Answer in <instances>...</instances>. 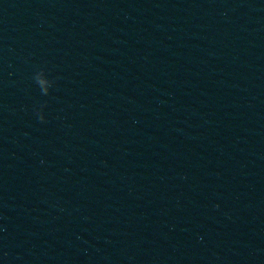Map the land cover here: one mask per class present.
<instances>
[{
    "label": "water",
    "instance_id": "obj_1",
    "mask_svg": "<svg viewBox=\"0 0 264 264\" xmlns=\"http://www.w3.org/2000/svg\"><path fill=\"white\" fill-rule=\"evenodd\" d=\"M0 264H264V0H0Z\"/></svg>",
    "mask_w": 264,
    "mask_h": 264
},
{
    "label": "clouds",
    "instance_id": "obj_2",
    "mask_svg": "<svg viewBox=\"0 0 264 264\" xmlns=\"http://www.w3.org/2000/svg\"><path fill=\"white\" fill-rule=\"evenodd\" d=\"M41 119H43V116H41Z\"/></svg>",
    "mask_w": 264,
    "mask_h": 264
}]
</instances>
